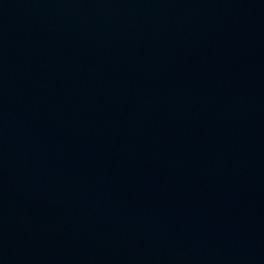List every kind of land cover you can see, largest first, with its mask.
I'll return each instance as SVG.
<instances>
[{"label":"water","instance_id":"95a60500","mask_svg":"<svg viewBox=\"0 0 264 264\" xmlns=\"http://www.w3.org/2000/svg\"><path fill=\"white\" fill-rule=\"evenodd\" d=\"M0 264H264V0H0Z\"/></svg>","mask_w":264,"mask_h":264}]
</instances>
